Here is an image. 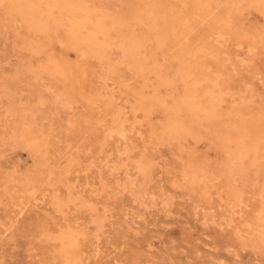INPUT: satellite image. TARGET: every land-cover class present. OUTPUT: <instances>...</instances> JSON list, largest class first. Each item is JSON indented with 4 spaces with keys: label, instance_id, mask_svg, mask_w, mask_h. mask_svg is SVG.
<instances>
[{
    "label": "rangeland",
    "instance_id": "374dc122",
    "mask_svg": "<svg viewBox=\"0 0 264 264\" xmlns=\"http://www.w3.org/2000/svg\"><path fill=\"white\" fill-rule=\"evenodd\" d=\"M55 1L61 24L43 35L0 4V264H264L243 230L264 211V134L248 128L264 125V0H81L93 21L136 25L135 44L114 40L102 56L68 50L67 7ZM26 124L40 153L16 137ZM187 156L234 181L207 195L178 186Z\"/></svg>",
    "mask_w": 264,
    "mask_h": 264
},
{
    "label": "bare ground",
    "instance_id": "6f19581e",
    "mask_svg": "<svg viewBox=\"0 0 264 264\" xmlns=\"http://www.w3.org/2000/svg\"><path fill=\"white\" fill-rule=\"evenodd\" d=\"M46 3L43 5V3L41 4L40 0H2V2H0L1 4V7H3V10H5L9 15H10V18L13 19L15 15H18L20 16L25 22H27V26L28 28H30L31 30H33L34 32L36 33H39L41 32L42 35L43 33H45V28H46V25H49L51 23H59L61 24V19L54 16L56 14H59V13H53V9L56 7V1L55 0H45ZM151 1V0H150ZM240 1V0H239ZM242 1V0H241ZM43 2V1H42ZM227 2V1H226ZM233 2V1H232ZM192 3V2H191ZM201 3V2H200ZM221 3V2H220ZM251 3V2H250ZM254 5L256 6H260L262 4V0H254ZM206 4V2H205ZM227 4V3H226ZM233 4V3H232ZM143 5V3H142ZM146 5V4H145ZM157 4L152 1V2H148L146 6H144V8L142 9L144 12H146L147 15H151L153 12H154V9H155V6ZM183 5V4H181ZM215 5V4H214ZM59 6H65L67 7V15L64 13V26H65V29L69 31V43L71 44L72 47L68 48V50H71L74 48V44H87L91 47H93V49H95L98 53V55L100 54L101 56L103 54H105V50L107 47H112V43H114V40L116 41L117 39H119V42L120 44H126V43H132V44H135V38H136V35H135V30L133 27H136V25L133 26V24H130V23H127V22H124V21H115L113 23H106L102 17H100L98 20L96 21H93L92 17H93V13L95 12L94 10L91 9V7H88L86 4H84L81 0H78V1H75V0H60V5ZM207 6V5H206ZM219 6V5H218ZM233 6V5H232ZM185 7V6H184ZM231 7V6H230ZM61 8V9H62ZM232 8V7H231ZM60 9V8H59ZM94 9V8H93ZM105 10V9H103ZM209 10V8H208ZM239 10V9H237ZM99 11V9H98ZM56 12H57V9H56ZM106 12V11H105ZM231 12V11H230ZM140 13V12H139ZM212 13V12H211ZM103 14V13H102ZM118 14V13H117ZM161 14L163 15V13L161 12ZM4 15V14H3ZM96 14H94L95 16ZM99 15V14H98ZM114 15V14H113ZM105 16V15H104ZM116 16V15H115ZM121 16V15H120ZM136 16V15H135ZM96 17V16H95ZM109 17V16H108ZM130 17V16H129ZM163 17V16H162ZM182 17V16H181ZM63 18V17H62ZM94 18V17H93ZM136 18V17H135ZM178 18V17H177ZM230 18V17H229ZM97 19V17H96ZM121 19V18H120ZM133 20V18H131ZM95 20V18H94ZM130 20V19H129ZM154 20V19H153ZM137 21V20H136ZM24 22V23H25ZM109 22V21H108ZM112 22V21H111ZM135 22V21H134ZM177 22V21H176ZM9 23V22H8ZM13 25L14 22H12ZM139 23V22H138ZM143 23V22H141ZM185 23V22H184ZM10 24V23H9ZM18 24V23H17ZM62 24V25H63ZM140 24V23H139ZM148 23H146L147 25ZM163 24H165V29H164V34H163V41L161 42H164L166 45L169 46H172L174 45L173 43L176 41L175 39L177 38V35H176V30L171 26L170 22H168L167 18H164L163 20ZM177 24V23H175ZM53 25V24H52ZM145 24H143V27H144ZM150 24H148L147 27H149ZM4 26V25H3ZM141 26V25H140ZM151 26V25H150ZM54 27H56L54 25ZM142 27V26H141ZM159 27V25H158ZM229 27V25H228ZM5 28V27H4ZM60 28V27H59ZM188 28V27H187ZM55 29V28H54ZM53 29V30H54ZM148 29V28H147ZM162 29V28H161ZM159 28V30H161ZM12 30V29H11ZM52 30V29H51ZM50 30V31H51ZM57 30V29H56ZM144 30V29H143ZM25 31V29H24ZM23 31V32H24ZM29 31V30H28ZM49 31V32H50ZM65 31V30H64ZM27 32V31H26ZM121 32V33H120ZM139 32V31H138ZM17 33V32H15ZM14 33V34H15ZM54 33V32H53ZM158 33V32H157ZM162 33V32H160ZM48 34V32H47ZM118 34V36H116ZM19 35V34H18ZM41 35V34H40ZM63 35V34H62ZM17 36V35H16ZM55 36V35H52V37ZM60 36V35H59ZM141 36V35H139ZM26 37V36H25ZM42 37V36H41ZM153 37H155L153 35ZM219 37V36H218ZM222 37V36H221ZM16 38V37H15ZM21 38V37H20ZM27 38V37H26ZM64 38V37H63ZM66 38V37H65ZM162 38V37H161ZM6 39V38H5ZM29 39V38H27ZM35 39V38H34ZM55 39V38H54ZM61 39V38H60ZM159 39V38H158ZM24 40V39H23ZM53 40V39H52ZM65 40V39H64ZM137 41V40H136ZM155 41V40H154ZM29 42V41H28ZM43 42V41H42ZM41 42V43H42ZM46 42V41H45ZM144 42V41H143ZM150 42V41H149ZM157 42V41H156ZM155 42V43H156ZM161 42L159 44H161ZM16 43V42H15ZM27 43V42H26ZM54 43V42H53ZM163 43V45H164ZM178 43V42H177ZM180 43V42H179ZM13 44V43H12ZM43 44V43H42ZM46 44V43H45ZM28 45V44H26ZM62 45V44H61ZM86 45V46H87ZM128 45V44H127ZM156 45V44H155ZM162 45V44H161ZM20 46V45H19ZM34 47L36 46L33 45ZM43 46V45H42ZM120 46V45H119ZM135 46V45H133ZM158 46V45H156ZM181 46V45H180ZM17 47V46H16ZM39 47V46H38ZM45 47V46H43ZM123 47V46H122ZM121 47V48H122ZM128 47V46H127ZM130 47V46H129ZM173 47V46H172ZM196 47V46H195ZM48 48V47H47ZM77 48V47H76ZM125 48V47H124ZM133 48V47H132ZM137 48V47H136ZM160 48V46H159ZM192 48V47H191ZM19 49V47H18ZM17 49V50H18ZM32 49V48H31ZM126 49V48H125ZM128 49V48H127ZM131 49V48H130ZM139 49V48H138ZM164 49H168V48H164ZM28 50V49H27ZM35 50V49H34ZM78 50V49H77ZM86 50V49H85ZM121 50V49H120ZM156 50V49H155ZM163 50V49H162ZM172 50V49H171ZM30 51V50H29ZM33 51V50H32ZM41 51V50H40ZM72 51V50H71ZM110 51V50H109ZM127 51V50H126ZM12 52V51H11ZM34 52V51H33ZM83 52V51H82ZM88 52V51H87ZM85 51V54L87 53ZM94 52V51H93ZM92 52V53H93ZM120 52V51H119ZM137 49H134V51L132 50L131 53L133 54H137ZM171 52V51H169ZM190 52V51H189ZM13 53V52H12ZM15 53V52H14ZM91 53V52H89ZM87 53V54H89ZM96 53V52H95ZM130 53V54H131ZM168 53L167 51H165V54ZM17 54V53H15ZM23 54V53H22ZM47 54V53H46ZM108 54V53H107ZM121 54H122V51H121ZM124 54V53H123ZM126 54V53H125ZM124 54V56H125ZM154 55H156L155 53H152ZM164 54V55H165ZM18 55V54H17ZM48 55V54H47ZM50 55V53H49ZM79 55V54H78ZM82 55V54H81ZM90 55V54H89ZM109 55V54H108ZM127 55V54H126ZM142 55V54H141ZM153 55V56H154ZM167 55V54H166ZM165 55V56H166ZM86 56V55H85ZM94 56V55H93ZM99 56V58L101 57ZM138 56V54H137ZM143 56V55H142ZM141 56V57H142ZM49 57V56H48ZM96 56H94L95 58ZM111 57V55H110ZM122 57V56H121ZM128 57V56H127ZM140 57V58H141ZM123 58V57H122ZM125 58V57H124ZM129 58V57H128ZM133 58V57H132ZM131 58V59H132ZM144 58V57H142ZM104 59V58H103ZM109 59V58H108ZM107 59V61H108ZM151 59V58H150ZM24 60V59H23ZM100 60V59H99ZM113 60V58H112ZM118 60H119V57H118ZM130 60V59H129ZM152 60V59H151ZM29 61V60H28ZM101 61V60H100ZM115 61V60H114ZM113 61V63H114ZM120 61V60H119ZM135 61V59H134ZM137 61V59H136ZM135 61V62H136ZM138 61H139V56H138ZM137 61V63H138ZM141 61V60H140ZM22 62V61H21ZM26 62V61H25ZM50 63V62H49ZM103 63V62H102ZM106 63V62H105ZM110 63V61H109ZM122 63V62H121ZM124 63V62H123ZM131 63V62H130ZM116 65H118L116 62H115ZM113 64V65H115ZM126 64H127V61H126ZM125 64V65H126ZM62 65V64H61ZM104 65V64H103ZM123 65V64H121ZM106 66V64H105ZM128 66V65H127ZM126 66V67H127ZM131 66V64H130ZM134 66V64H133ZM139 66V65H138ZM103 67V66H102ZM105 68V67H104ZM107 68V66H106ZM111 68V67H110ZM115 68V67H114ZM159 68V67H158ZM157 68V69H158ZM109 69V68H108ZM154 69V68H153ZM132 70V69H131ZM134 70V69H133ZM110 72V71H109ZM153 72V70H152ZM162 72V71H161ZM154 73V72H153ZM152 74V73H151ZM154 75V74H153ZM107 76V75H106ZM114 76V74H113ZM117 76V75H116ZM147 77V76H146ZM205 77V76H204ZM145 78V77H144ZM181 78V77H180ZM146 79V78H145ZM205 79V78H204ZM186 80V78H185ZM144 81V79H143ZM210 81V80H209ZM145 82V81H144ZM104 83V82H103ZM198 84V83H197ZM2 85V84H1ZM7 85V84H6ZM212 85V84H211ZM44 87V86H43ZM45 88V87H44ZM54 89H56V87H54ZM4 90V89H3ZM51 90V89H50ZM43 91V90H42ZM46 92V91H45ZM52 92V91H51ZM64 92V91H63ZM49 94V93H48ZM60 94V93H59ZM58 94V95H59ZM57 95V94H56ZM60 95H63V94H60ZM9 98V97H8ZM57 97L55 96V99ZM59 98V97H58ZM64 98V97H63ZM39 99V98H38ZM67 99V98H66ZM69 99V98H68ZM72 100V99H71ZM94 100V99H93ZM68 101V100H67ZM66 101V102H67ZM74 101V100H72ZM215 101V100H214ZM192 102V101H191ZM57 103V102H56ZM198 103V102H197ZM53 104V103H52ZM69 104V103H68ZM62 105V103H61ZM24 106V105H23ZM43 106V105H42ZM67 106V105H66ZM98 106V105H97ZM181 106V105H180ZM60 107V106H59ZM36 108V107H35ZM184 108V107H183ZM16 110V109H15ZM14 110V111H15ZM27 110V109H25ZM182 110V109H181ZM200 110V109H199ZM9 111V110H8ZM7 111V112H8ZM11 111V110H10ZM24 110L22 109L21 112H23ZM179 111V110H178ZM26 112V111H25ZM10 113V112H9ZM29 113V112H28ZM27 113V115H28ZM226 113V112H225ZM19 114V113H18ZM24 115L26 113H23ZM11 115V113H10ZM17 115V114H16ZM257 115V114H256ZM13 116V115H12ZM31 116V115H30ZM191 116V115H190ZM14 117V116H13ZM26 117V116H25ZM18 118V117H17ZM33 118V117H32ZM259 118V117H258ZM256 118V119H258ZM24 119V118H23ZM194 119V118H193ZM222 119V118H221ZM248 119V118H247ZM255 119V117H254ZM22 120V119H21ZM20 120V121H21ZM34 120V119H33ZM69 120V119H68ZM72 120V119H71ZM223 120V119H222ZM238 120V119H237ZM260 120V119H258ZM190 121V120H188ZM244 121V120H243ZM248 121V120H246ZM256 121V120H255ZM26 122V121H25ZM28 122V121H27ZM33 122V121H32ZM35 122V121H34ZM250 122V121H249ZM31 123V121H30ZM252 122H250L251 124ZM23 124L20 122V125ZM29 124V123H28ZM34 123H32L33 125ZM72 124V123H71ZM244 124V122L242 123ZM249 124V123H248ZM264 124V123H262ZM16 125V124H15ZM36 125V124H35ZM198 125V124H197ZM247 125V124H246ZM22 126V125H21ZM27 126V124H26ZM30 126V125H28ZM25 127L23 126V128H19L18 129V132L16 134V137H19V139H21V141L23 142V145H24V148L27 147L31 150V152L33 153H40V150L42 149V146L40 147L38 145V142L36 140L37 137H35L33 134L35 132V130H33V128H30V127ZM20 127V126H19ZM187 127V126H185ZM248 127V126H247ZM264 125H261L259 123H255V124H252L251 126H249L248 128H250V131L251 133L253 134H264ZM174 129V128H173ZM178 129V128H177ZM200 129V128H199ZM231 129V128H230ZM195 130V129H194ZM6 131V130H5ZM186 131V130H185ZM15 132V131H14ZM13 132V133H14ZM110 132V130H109ZM175 132V131H174ZM184 132V131H183ZM188 132V131H187ZM195 132V131H194ZM219 132V131H218ZM10 133V132H9ZM13 133H10L11 135ZM36 133V132H35ZM111 133V132H110ZM190 133V132H188ZM9 134V135H10ZM37 134V133H36ZM42 134V133H41ZM58 134V133H57ZM177 134V133H176ZM175 134V135H176ZM194 134L196 135H200L201 132L197 131L195 132ZM15 135V134H14ZM39 135V134H38ZM37 135V136H38ZM171 135V134H170ZM184 135V134H183ZM187 135V134H186ZM195 135V136H196ZM181 136V135H180ZM190 136V135H189ZM192 136V135H191ZM226 140H224L225 142L228 141L227 140V137L226 135H224ZM1 137V136H0ZM4 137V136H3ZM187 137V136H186ZM166 138V137H165ZM175 139V137H173ZM220 138V137H219ZM259 138V137H258ZM12 139V138H11ZM55 139V138H54ZM173 139V140H174ZM238 139V138H237ZM18 138H16V140H13V141H16L17 142ZM39 140V139H38ZM230 140V139H229ZM257 139H255L256 141ZM262 140V139H261ZM2 141V140H1ZM19 141V140H18ZM163 141V140H162ZM170 141H171V138H170ZM182 141V140H181ZM180 141V142H181ZM4 142V141H2ZM20 142V143H22ZM237 142V141H235ZM253 142V141H252ZM257 142V141H256ZM8 143V142H7ZM5 143V144H7ZM18 143V144H20ZM41 143V142H40ZM176 143V142H175ZM220 143V142H219ZM241 143V142H240ZM249 144V142H247ZM254 143V142H253ZM22 145V146H23ZM222 145V144H221ZM234 145V144H233ZM252 145V144H251ZM3 146V144H2ZM20 146V145H18ZM180 146V145H179ZM231 146V145H230ZM248 146V145H247ZM246 146V147H247ZM258 146V145H256ZM262 146V145H261ZM21 147V146H20ZM46 147V146H45ZM228 147V146H227ZM233 147V146H231ZM230 147V148H231ZM242 147V146H241ZM223 149V147H221ZM250 148V147H248ZM229 149V147H228ZM240 150V148H238ZM243 150V148H241ZM254 149V148H253ZM261 149V148H260ZM11 150V149H10ZM16 150V149H15ZM14 150V151H15ZM180 151H183L181 149H179ZM230 150V149H229ZM247 150V148H246ZM259 153L260 150L256 149ZM225 151V150H223ZM244 151V150H243ZM250 151V150H249ZM254 151V150H253ZM45 152V151H44ZM234 152V151H233ZM264 152V151H262ZM2 153V152H1ZM239 153V152H238ZM243 153V152H241ZM247 153V151H246ZM180 153H178L179 155ZM229 154V153H228ZM244 154V153H243ZM242 154V155H243ZM181 155V154H180ZM233 155V153H232ZM250 155H252V153H250ZM249 155V156H250ZM255 155H257L255 153ZM261 155V153H260ZM24 156V155H23ZM239 158H241L242 156L238 155ZM237 156V157H238ZM264 156V155H262ZM184 157V156H183ZM201 157V156H200ZM233 157V156H232ZM236 157V156H235ZM72 158V157H71ZM246 158V157H245ZM253 158V157H251ZM251 158H248L247 160L251 159ZM258 158V157H256ZM68 159V158H67ZM226 159V158H225ZM233 159V158H232ZM231 159V160H232ZM260 159V158H259ZM176 160V159H175ZM245 160V159H244ZM257 160V159H256ZM255 160V161H256ZM259 161V160H257ZM262 161H264V158H262ZM176 162V161H175ZM178 162V160H177ZM240 162V160H239ZM238 162V164H239ZM246 162V161H245ZM252 162V161H251ZM222 163V162H221ZM226 163V162H225ZM230 163V162H229ZM243 163V162H242ZM240 163V164H242ZM260 163V162H259ZM177 164V163H175ZM223 164V163H222ZM251 164V163H250ZM254 164V163H253ZM257 164V163H255ZM261 164V163H260ZM63 165V164H62ZM228 167L230 166L229 164H227ZM258 165V164H257ZM172 166V165H171ZM213 166V165H212ZM237 166V165H236ZM245 166V164H244ZM242 166V167H244ZM253 166V165H252ZM262 166V164H261ZM70 166H68L67 168L69 169ZM175 167V166H174ZM219 167V166H218ZM233 166H231L230 168H232ZM240 167V165H239ZM247 167V165H246ZM264 167V166H262ZM66 168V169H67ZM223 168V167H222ZM226 168V167H225ZM234 168V167H233ZM245 168V167H244ZM55 168H53L54 170ZM67 169V170H68ZM236 169V168H235ZM238 169V167H237ZM48 170V169H47ZM66 170V172H67ZM233 170V169H232ZM247 170H248V167H247ZM246 170V171H247ZM55 171V170H54ZM63 171V170H62ZM139 171L145 175H149L150 174V170L149 168H146V167H142V166H139ZM226 171V170H225ZM230 171V170H229ZM238 171V170H237ZM242 171V170H241ZM65 172V171H64ZM65 172V173H66ZM169 172V170H168ZM51 173V172H50ZM59 174V172H57ZM56 173V175H57ZM153 173V172H152ZM174 173L176 174L175 176L177 177L178 180L175 181V183L178 184V186H181V187H184V188H187V189H190L192 191H198L200 192L201 194L203 195H207L209 194V192L211 190H213V188H217V185L216 183L220 180L223 184L222 186H230V181H232L233 179L230 177V174H216V173H213L210 171V166L209 164L206 162V161H203V160H198L197 158L195 157H192V156H187L185 157L184 159H182V161L179 163V165L176 167V169L174 170ZM255 173V172H254ZM41 174V173H40ZM62 174V172H61ZM64 174V173H63ZM62 174V175H63ZM246 174V173H245ZM248 174V172H247ZM246 174V175H247ZM60 175V174H59ZM153 175V174H152ZM261 175V174H260ZM259 175V176H260ZM50 176V175H48ZM53 176V174H52ZM67 176V175H66ZM167 176V174H166ZM60 177V176H58ZM65 177V176H64ZM237 177V176H236ZM244 177V176H242ZM40 178H42L40 176ZM63 178V177H62ZM66 178V177H65ZM172 178V176H171ZM170 178V179H171ZM248 178V176H247ZM39 179V178H38ZM168 179V178H167ZM232 179V180H231ZM237 180V178H235ZM262 180V179H261ZM3 181V180H2ZM170 181V180H169ZM234 181V180H233ZM239 181V180H238ZM237 181V182H238ZM244 181V180H242ZM27 182V181H26ZM64 182V180H63ZM240 182H241V179H240ZM253 182H255L253 180ZM19 183V182H18ZM37 183V182H36ZM45 183V182H44ZM219 183V182H218ZM38 184V183H37ZM72 184V183H71ZM236 184V183H235ZM238 185V184H237ZM236 185V186H237ZM37 186V185H36ZM242 186V185H241ZM39 187V186H38ZM70 187V186H69ZM240 187V186H239ZM242 188V187H240ZM238 189V188H237ZM239 190V189H238ZM242 190V189H241ZM232 191H234L232 189ZM235 192V191H234ZM239 192V191H238ZM243 192V190H242ZM241 192V193H242ZM196 193V192H195ZM231 194V193H229ZM244 194V193H243ZM20 195V194H19ZM197 195V194H196ZM215 195V194H214ZM233 196V195H232ZM241 196V195H240ZM249 196V195H248ZM220 198V197H219ZM231 200V199H230ZM242 200V198L240 199L239 195H234L233 196V204L235 205L234 202H240ZM57 201V200H56ZM231 201V202H232ZM242 202V201H241ZM56 203V202H55ZM73 204V203H72ZM232 204V206H234ZM56 206V205H55ZM264 206V205H262ZM58 208V207H57ZM56 208V209H57ZM61 208V207H60ZM262 209V208H261ZM258 210V209H257ZM255 211V210H254ZM256 214V213H255ZM242 215V214H241ZM243 218V217H242ZM252 219V218H251ZM56 221V220H55ZM230 222V221H229ZM243 226V224L241 225ZM69 230V228H68ZM243 230L244 232H246V235L248 237V240H252V238H257V241H256V244H258L259 246H264V211H262L261 214H259L256 219L254 218L253 221H247L245 222V225L243 227ZM242 232V231H241ZM70 235V234H69ZM61 237V235H60ZM63 237V236H62ZM69 237V236H68ZM66 238V237H65ZM60 239V238H59ZM62 239V238H61ZM238 240V239H237ZM63 241V240H62ZM70 242V241H69ZM239 242V241H238ZM72 243V242H71ZM251 243V242H250ZM62 244V243H61ZM247 244V243H246ZM73 245V243H72ZM74 246V245H73ZM255 247V246H254ZM61 248V247H60ZM73 248V247H71ZM258 248V247H257ZM244 249V247H243ZM62 251V250H61ZM69 252V251H68ZM74 260V259H73ZM66 261V260H65ZM66 263V262H65ZM75 263V262H74Z\"/></svg>",
    "mask_w": 264,
    "mask_h": 264
}]
</instances>
